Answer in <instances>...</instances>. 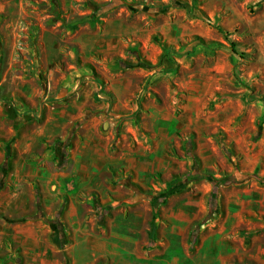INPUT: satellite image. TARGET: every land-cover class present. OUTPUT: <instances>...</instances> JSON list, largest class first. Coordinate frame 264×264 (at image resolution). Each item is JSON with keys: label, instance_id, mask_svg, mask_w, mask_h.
Listing matches in <instances>:
<instances>
[{"label": "rangeland", "instance_id": "1", "mask_svg": "<svg viewBox=\"0 0 264 264\" xmlns=\"http://www.w3.org/2000/svg\"><path fill=\"white\" fill-rule=\"evenodd\" d=\"M38 1L34 16H46ZM73 1L53 0L57 27L47 39L58 46L41 52L32 39L34 56L47 57L49 65L43 63L26 92L37 90L42 114L58 117L65 111L60 121L46 123L49 131L64 126L72 100L86 95L83 116L67 124L63 139L91 120L88 134L103 142L110 125L105 120L113 121L108 150L131 154L123 166L108 163L112 190L102 185L98 197H87L109 207L131 206L184 182L155 208L152 220L162 222L155 230L165 243L169 226L184 233L170 244L156 241V264H264V182L256 179H264V0ZM75 4L74 22L67 16ZM13 11L21 16L15 4L0 10V99L19 88L2 81V53L19 31ZM105 31L115 45L110 51L102 42ZM16 33L13 57L25 58ZM47 137L45 131L41 153L32 147L18 157L10 149L0 163V264H67L66 255L54 250L66 194H56L51 179L63 169ZM207 176L232 180L218 184L213 205ZM18 195L21 202L15 204ZM23 228L36 231L39 248L20 236Z\"/></svg>", "mask_w": 264, "mask_h": 264}, {"label": "crops", "instance_id": "2", "mask_svg": "<svg viewBox=\"0 0 264 264\" xmlns=\"http://www.w3.org/2000/svg\"><path fill=\"white\" fill-rule=\"evenodd\" d=\"M36 2L39 4L38 0H4L2 3L0 2V10H4L6 5H18L19 14L21 15L16 17L13 16L14 11L10 12V17H15L13 28L16 30L19 27V31L18 33L13 31L12 44L2 53L3 66H6L5 77L2 81L15 82L19 88L18 93L12 91L8 95L9 97L0 99V163L1 165L6 163L10 149L15 150L18 157L33 149L32 147H35V149H38V153H41L44 148L42 139L46 131L49 136L46 138V143L51 147V152L57 157V162L61 165L60 168L63 169L53 173L51 179L53 183L56 182V185H53L52 188L56 189V194L58 192L66 194L65 206L56 224L57 247L54 250L66 255L68 258V261L66 260L67 264H156L154 244H157L156 241L162 245L170 244L175 236L178 238L183 237L184 233L182 234L180 227L177 225L169 226L167 230V239L169 240L165 243L163 240L166 238L162 234L159 235V232L155 230L159 229L162 222L155 220L157 218L156 211L148 203V200H143L140 204L131 206L112 204V207H109L108 212L102 216L101 222H99L96 209L98 203H93L90 197H87L90 193L98 197L97 194L100 193L102 185L112 190L110 186L112 182L110 178L111 171L110 169L106 170L108 163L123 166L126 155L131 154L126 152L127 154L123 155L119 153L112 155L108 150V141L106 140L115 135V133H112L113 121L105 120L110 125L107 127L108 131H106L105 137L107 139H104L103 142H97L96 137L88 134V124L91 120H87L86 123L83 120V124L76 127L73 133L69 132L63 139L67 124L75 118L83 116L82 107L85 104L86 95L82 94L80 98L72 100L73 104L70 103V105L74 107L67 112L70 119L64 126L62 125L57 131H49L50 128L46 127V123L51 124L60 121L59 117H63L65 111H60L58 117L50 115V112L42 114V108L39 107V102L36 100L37 90L31 89L32 91L28 90L26 92V86L30 79L38 78V70L43 63L46 66L49 65L47 57L37 58L34 53L37 52L38 48L41 52H46L51 44L54 47L58 46L57 43L47 39V34H54L57 27L56 22L53 21V11L57 14L56 6H53V0H41L40 5L44 6V13L42 14L46 16H34L38 14L35 11V7H38ZM43 2H46V4ZM69 2L71 5L74 1L69 0ZM76 6V4L71 6L72 16H67L71 17L74 22L76 18L74 16L75 10L78 7ZM81 13L85 14L84 11ZM18 22H20L19 25ZM15 33L19 36L17 38L19 41L18 48L22 53L28 52L27 54H30V56L25 54V58L19 57L18 59L13 57ZM104 34L102 42L105 43V50L115 49L112 38L107 40L109 35L106 31ZM116 36L115 33L114 37ZM34 37L38 41V48L35 44H32ZM29 57L31 62H29ZM13 107L19 109L13 110ZM34 154L35 159L39 160L40 157L37 151ZM126 163L128 166L130 165V157ZM2 169L4 175L5 167L2 166ZM101 174H104V176ZM34 175L37 176L38 180H43V174L39 170L36 169ZM99 195L101 197V194ZM13 200L15 204L20 203L21 196L18 195ZM60 201L62 202V199ZM5 203L7 206L11 205V196H7ZM100 203H104V201ZM1 210L5 211V208ZM154 217L156 218L152 220ZM151 223L154 224V228L150 238ZM29 225H33V223L31 222ZM3 226L4 224L1 222L0 227ZM23 231L20 236L24 235L25 239L28 238L35 250L39 248L40 238L37 239L36 231ZM28 233L31 235L25 236ZM169 260L170 257L167 256L165 261ZM50 264L56 263L50 262Z\"/></svg>", "mask_w": 264, "mask_h": 264}, {"label": "trees", "instance_id": "3", "mask_svg": "<svg viewBox=\"0 0 264 264\" xmlns=\"http://www.w3.org/2000/svg\"><path fill=\"white\" fill-rule=\"evenodd\" d=\"M231 49L233 52H235V49L233 47V45L231 46ZM122 64L126 67H128V64H126L125 61L121 60ZM207 179L209 181H212L213 183V189H212V192H211V198H212V205L214 204L215 202V199H216V196H217V186L218 184L222 181L223 183L227 184V183H230L232 180H227V179H223V180H220V181H216V180H213L211 177H208L207 176ZM256 179L258 181H262L264 182V179L263 178H260V177H256ZM187 181V179L185 180ZM185 186V183L182 182L181 185L177 186L176 188H171L169 191H167L166 193H164L163 195H161L158 199H155L154 197H152L151 195H146L144 196L143 198H146L147 200H149L151 202V205L154 207V209L156 208L157 206V203H163L165 202V199L167 197L168 194L170 193H173L174 191L176 190H180L182 189L183 187ZM35 199H36V207L37 209L39 210L40 209V199H39V195L37 193H35ZM96 209H97V220L99 222H101V218L104 214H106L109 210V206L108 205H101V204H96ZM155 211V210H154ZM59 215H60V211L57 212L56 214V219L59 218ZM39 217V216H38ZM28 218V217H27ZM153 228H154V224L151 223V233H150V238L152 236V232H153Z\"/></svg>", "mask_w": 264, "mask_h": 264}]
</instances>
